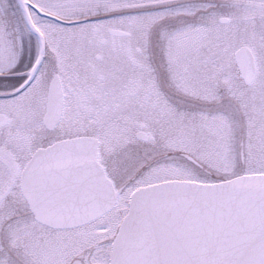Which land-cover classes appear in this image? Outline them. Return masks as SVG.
Returning a JSON list of instances; mask_svg holds the SVG:
<instances>
[{
  "label": "snow or ice",
  "instance_id": "1",
  "mask_svg": "<svg viewBox=\"0 0 264 264\" xmlns=\"http://www.w3.org/2000/svg\"><path fill=\"white\" fill-rule=\"evenodd\" d=\"M0 264H264V0H0Z\"/></svg>",
  "mask_w": 264,
  "mask_h": 264
}]
</instances>
